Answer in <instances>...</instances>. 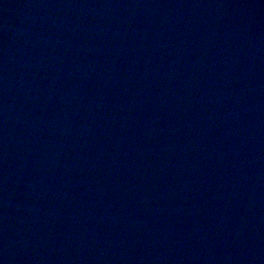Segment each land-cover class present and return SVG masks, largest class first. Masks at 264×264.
Returning a JSON list of instances; mask_svg holds the SVG:
<instances>
[{
	"label": "water",
	"instance_id": "water-1",
	"mask_svg": "<svg viewBox=\"0 0 264 264\" xmlns=\"http://www.w3.org/2000/svg\"><path fill=\"white\" fill-rule=\"evenodd\" d=\"M0 264H264V0H0Z\"/></svg>",
	"mask_w": 264,
	"mask_h": 264
}]
</instances>
